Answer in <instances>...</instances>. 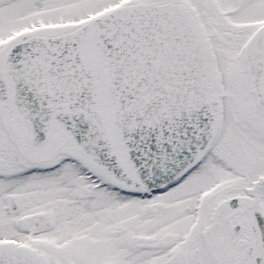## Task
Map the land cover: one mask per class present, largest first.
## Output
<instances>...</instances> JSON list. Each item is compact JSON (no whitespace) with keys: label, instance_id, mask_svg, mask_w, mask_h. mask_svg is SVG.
Returning a JSON list of instances; mask_svg holds the SVG:
<instances>
[{"label":"snow or ice","instance_id":"6c2138e0","mask_svg":"<svg viewBox=\"0 0 264 264\" xmlns=\"http://www.w3.org/2000/svg\"><path fill=\"white\" fill-rule=\"evenodd\" d=\"M0 264H264V0H0Z\"/></svg>","mask_w":264,"mask_h":264}]
</instances>
